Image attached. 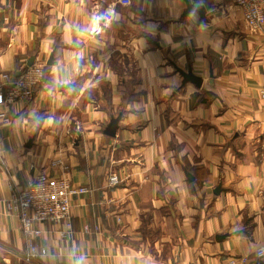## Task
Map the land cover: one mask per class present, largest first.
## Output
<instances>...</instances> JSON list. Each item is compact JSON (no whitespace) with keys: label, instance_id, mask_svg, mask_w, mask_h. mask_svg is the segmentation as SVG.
<instances>
[{"label":"crops","instance_id":"1","mask_svg":"<svg viewBox=\"0 0 264 264\" xmlns=\"http://www.w3.org/2000/svg\"><path fill=\"white\" fill-rule=\"evenodd\" d=\"M38 64L8 107L3 75ZM2 84L0 264H264V29L234 0H0ZM39 174L91 191L66 237L35 224L47 254L27 261L7 200Z\"/></svg>","mask_w":264,"mask_h":264},{"label":"built area","instance_id":"2","mask_svg":"<svg viewBox=\"0 0 264 264\" xmlns=\"http://www.w3.org/2000/svg\"><path fill=\"white\" fill-rule=\"evenodd\" d=\"M117 1L124 6L132 3V0ZM234 2L242 8L246 26L250 31L258 32L264 29V0H234ZM3 77L7 79L8 92L5 100L2 101L10 107L33 96L34 87L45 77L44 66L40 64L30 66L12 79L8 74H4ZM2 91L0 87V94ZM260 96L264 99V87L260 89ZM0 118L5 122L9 121L5 112L0 113ZM59 164H62L60 159L53 160L51 163V165ZM120 181L117 173L111 174L110 185L116 186ZM90 191L88 187L74 185L67 176L39 174L24 189L16 190L11 195L7 200V207L20 217L22 230L28 237L27 261L47 254L45 246L40 244L44 230L35 227V224L51 222L58 225L63 223L66 230L62 229L61 234L62 237H66L72 230L73 198ZM99 229L97 224L94 227L89 224L84 226L85 232L99 231ZM256 255L258 258H264V247L258 248ZM220 264H251V258L244 254L231 256Z\"/></svg>","mask_w":264,"mask_h":264},{"label":"water","instance_id":"3","mask_svg":"<svg viewBox=\"0 0 264 264\" xmlns=\"http://www.w3.org/2000/svg\"><path fill=\"white\" fill-rule=\"evenodd\" d=\"M192 10H197L198 12L201 13L202 16H205L206 9L202 5H189L187 11H192ZM189 78L193 79L196 82L199 81V83H200V79L195 78L192 75L189 76ZM119 121H120V116L115 117V118H112V120L110 121V123L108 124V126L106 128V131H105L106 134H108V135H115V132L118 129Z\"/></svg>","mask_w":264,"mask_h":264},{"label":"rangeland","instance_id":"4","mask_svg":"<svg viewBox=\"0 0 264 264\" xmlns=\"http://www.w3.org/2000/svg\"><path fill=\"white\" fill-rule=\"evenodd\" d=\"M105 1L108 2V1H110V0H105ZM105 15H106V13H105ZM109 15H110V14H109ZM107 17H108V14L106 15V18H107ZM122 25H123V26H122V30H123V28H124V29H127V28H126V25H124V23H122ZM118 54H119V52L116 53L117 56H118ZM114 64H115V63H114ZM45 77H46V76H45ZM45 77H43L42 81L44 80ZM42 81H41L40 83H42ZM5 86H6L7 89H6V95H5V97H4V100H5V98H6V96H7V92H8V82L5 83ZM2 88H4V85H3V84H2Z\"/></svg>","mask_w":264,"mask_h":264},{"label":"trees","instance_id":"5","mask_svg":"<svg viewBox=\"0 0 264 264\" xmlns=\"http://www.w3.org/2000/svg\"><path fill=\"white\" fill-rule=\"evenodd\" d=\"M44 74L45 75H47V71H46V67H44ZM45 79V78H44ZM41 83H38L35 87H34V91H35V88L37 87V86H39Z\"/></svg>","mask_w":264,"mask_h":264}]
</instances>
